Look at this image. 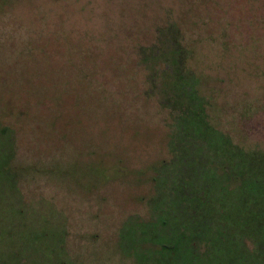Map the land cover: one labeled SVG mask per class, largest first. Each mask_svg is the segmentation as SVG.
Wrapping results in <instances>:
<instances>
[{"label": "rangeland", "instance_id": "374dc122", "mask_svg": "<svg viewBox=\"0 0 264 264\" xmlns=\"http://www.w3.org/2000/svg\"><path fill=\"white\" fill-rule=\"evenodd\" d=\"M185 69L211 123L264 152V0H0V111L10 107L29 169L12 208L27 228L55 230L44 262L138 264L184 226L170 193L167 223L147 224L153 166L169 159L161 178L174 185L191 178L184 157L199 164L195 143L174 141L173 156L167 141L200 101ZM22 250L20 264L37 260Z\"/></svg>", "mask_w": 264, "mask_h": 264}, {"label": "trees", "instance_id": "16d2710c", "mask_svg": "<svg viewBox=\"0 0 264 264\" xmlns=\"http://www.w3.org/2000/svg\"><path fill=\"white\" fill-rule=\"evenodd\" d=\"M186 71L191 72V96L200 101L197 107L186 108L181 133L176 128L168 129L167 141L170 155L172 153L173 156L177 154L174 141L183 138L182 141L195 143L199 164L186 161L184 157L178 169L184 173L186 165L191 178L188 180L182 175L174 185L161 178L164 173H169L166 166L169 159L163 158L153 166V190L148 197V207L151 216L155 214L152 216L155 222L147 224L150 227H164L167 223L166 203L170 193L178 205L177 218L184 226L171 225L176 232L169 243L164 239H158L160 241L157 240V243L154 239L148 242L149 247L143 248L149 249V258L141 256L137 262L193 264L196 259L197 264H264V152L239 146L229 134L211 123L208 112L210 103L201 90V79L194 71ZM182 78L183 74L176 80ZM147 82L150 83V80ZM173 84L174 90L180 88L181 83ZM6 108L3 110L5 114L0 111V224L6 228L8 224L15 227L13 222L17 221L18 230L14 238L0 239V264H20L22 244L28 250H36L33 252L37 260L33 264H47L43 259L48 256L47 250L54 245L52 237L55 235L52 234L55 230L52 232V227L42 224L38 228H27L23 225L24 218L12 208L21 202V181L29 169L16 162L18 133L7 120L13 114L9 106ZM70 168L76 170L74 165ZM43 227L44 233L36 231ZM4 240H7L10 248L8 251ZM164 248L168 249L167 253L171 250V253L160 252Z\"/></svg>", "mask_w": 264, "mask_h": 264}]
</instances>
